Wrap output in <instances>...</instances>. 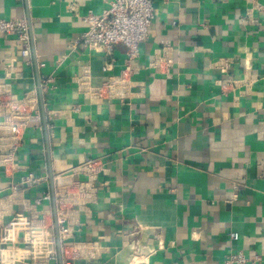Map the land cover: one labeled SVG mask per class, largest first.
Masks as SVG:
<instances>
[{
    "label": "crops",
    "instance_id": "1",
    "mask_svg": "<svg viewBox=\"0 0 264 264\" xmlns=\"http://www.w3.org/2000/svg\"><path fill=\"white\" fill-rule=\"evenodd\" d=\"M109 1L0 0V19H23L30 38L25 58L16 34H0V83L36 90L41 113L0 165V221L43 220L55 240L54 177L82 180L75 169L90 162L97 197L60 239L63 264H222L237 251L264 264V0H152L124 100L81 86L118 75L126 48L73 44L82 16ZM163 47L166 71L150 66ZM54 250L27 264H59Z\"/></svg>",
    "mask_w": 264,
    "mask_h": 264
},
{
    "label": "built area",
    "instance_id": "2",
    "mask_svg": "<svg viewBox=\"0 0 264 264\" xmlns=\"http://www.w3.org/2000/svg\"><path fill=\"white\" fill-rule=\"evenodd\" d=\"M262 9L259 3L255 4ZM153 18L152 0H111L108 7L101 13L88 10L82 21L86 30L73 42L81 48L94 49L105 55H111L117 45H123L125 65L121 72L109 77L98 87L82 88L93 97L124 100L127 98L133 84L130 65L138 54L139 43L146 40ZM0 34H16L21 44L22 57L29 58L30 38L28 27L23 19H0ZM172 65L171 55L167 47L159 49L150 56V66L166 71ZM107 69V65L103 67ZM49 79L39 83V90L46 89ZM36 90L26 91L22 97H17L8 85L0 83V165L12 161L19 147L22 134L28 123L40 122ZM75 171L86 173L82 180L72 179L69 175L60 174L54 177V197L57 214V224L60 239L68 238L72 226L77 224L78 213L96 199L95 168L90 162L76 167ZM16 192L14 188L12 190ZM12 194V193H11ZM10 194V195H11ZM45 198H49L46 194ZM8 207L7 200L0 202V209ZM49 226L37 219L31 220L17 214L10 221H0V264H27L29 261L46 262L55 255V240L47 231ZM21 233V236L19 235ZM22 244L16 246L18 237ZM83 250L75 246L76 253L82 256L94 257L97 251L89 245L82 244ZM93 249V250H92ZM139 250L133 249L130 257L132 263L141 261ZM222 264H260L258 259L249 260L241 251L229 253Z\"/></svg>",
    "mask_w": 264,
    "mask_h": 264
},
{
    "label": "water",
    "instance_id": "3",
    "mask_svg": "<svg viewBox=\"0 0 264 264\" xmlns=\"http://www.w3.org/2000/svg\"><path fill=\"white\" fill-rule=\"evenodd\" d=\"M44 115V113H43ZM53 210H54V225H55V241H56V247H57V257H58V263L63 264L62 261V254H61V242H60V236L58 231V224H57V214H56V205H55V197H54V189H53Z\"/></svg>",
    "mask_w": 264,
    "mask_h": 264
}]
</instances>
